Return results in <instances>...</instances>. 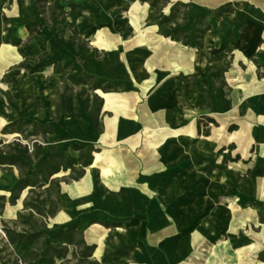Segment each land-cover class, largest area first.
<instances>
[{"label":"crops","instance_id":"obj_1","mask_svg":"<svg viewBox=\"0 0 264 264\" xmlns=\"http://www.w3.org/2000/svg\"><path fill=\"white\" fill-rule=\"evenodd\" d=\"M47 1L61 18L49 21L36 0H0V134L15 119L48 123L41 159L65 149L78 159L74 143L97 151L82 178L62 182L46 241L64 243L50 235L76 224L95 246L89 259L76 248L87 262L199 264L226 224L228 248L211 257L264 264V0H180L190 4L183 27L211 12L201 47L164 36L148 0ZM170 1L166 14L179 0ZM212 42L226 49L212 54ZM81 71L112 86L95 91L99 126L87 84L70 83V115L57 111L67 77ZM203 116L217 122L207 135ZM18 177L17 168L2 174L0 188ZM26 195L10 205L12 219Z\"/></svg>","mask_w":264,"mask_h":264},{"label":"trees","instance_id":"obj_2","mask_svg":"<svg viewBox=\"0 0 264 264\" xmlns=\"http://www.w3.org/2000/svg\"><path fill=\"white\" fill-rule=\"evenodd\" d=\"M148 2L157 9V18L162 24L164 36L178 39L186 46L193 44L197 47L202 46L204 32L211 28V24L208 22L211 12L207 11L202 16L195 18L193 26L186 28L183 27V24L187 20L189 3L180 0L172 2L170 12L166 14L163 9L171 3L170 0H148ZM36 5L39 13L46 14L49 21L62 17L61 13L53 5L48 4L47 0H36ZM72 7L74 8L76 5L73 4ZM226 11L228 9L219 10L217 15ZM70 29L72 31L71 41H78L84 49H87L86 41L77 36L72 27ZM224 49H226L224 42L219 48H215L212 42L210 52L218 54ZM67 78L68 81H65L58 96V114L70 115L68 110V99L72 92L70 83L87 84L93 92H89L85 87L81 89V92L89 105L94 125L99 126L103 98L95 91L98 89L108 91L112 87L111 84L87 71L70 74ZM210 123L216 124L217 122L212 117H201L198 120V132L209 134ZM50 132L51 127L48 123L24 119L9 121L1 129L3 135H18L14 140V144L17 146H22L18 141L20 136L29 138L33 150L31 152L28 146H24L20 154L15 155L11 144L5 143L4 139L0 138V167L16 166L19 170L18 180L10 189L9 194H0V264H43L55 261H59L58 264H68L70 247L75 249L74 256H77L76 248L81 247L78 254L81 259H89L95 248L94 245H89L86 242L83 233L78 230L76 224L64 227L50 235L52 239H64V243H48L46 241L45 227L60 210L59 195L62 182L82 178L85 174V167L92 164L94 152L97 151L94 145L74 143L72 147L79 152L78 159L69 155L67 149L41 159L42 141ZM4 147H10V150L7 151ZM78 162H80L79 166H77ZM69 170L68 176L57 175ZM25 190H27V195L23 200V208L17 212L15 219H6L4 214L7 207L15 205ZM15 244L27 249L24 258L15 252L13 248ZM132 246L131 244L122 250H127ZM260 257L264 258V253H261ZM88 262L98 264L93 260H88Z\"/></svg>","mask_w":264,"mask_h":264},{"label":"rangeland","instance_id":"obj_3","mask_svg":"<svg viewBox=\"0 0 264 264\" xmlns=\"http://www.w3.org/2000/svg\"><path fill=\"white\" fill-rule=\"evenodd\" d=\"M16 136L18 135H15V134H9V135H3V134H0V138H3L5 143H8V144H11V146L13 147V154L15 155H19L20 152H21V149L24 147V146H28L30 148V151L32 152L33 150V147H32V143L30 141V139L28 138H25L24 136H20L18 141L19 143L22 145V146H17L14 144V140L16 138ZM5 150L9 151L10 150V147H4ZM17 167L16 166H13V168H10V167H0V176H2V174H9L11 172V169H16ZM16 177V176H15ZM16 182V181H15ZM15 182H7L6 183V188H0V194H8V193H4V191L6 192H10V189L12 188V186L15 184ZM14 209H15V206H8V208L6 209L5 211V214H4V217L6 219H12L13 218V214L14 213ZM216 236H218L217 238L218 239H212L211 240H206L203 244V248H204V251H203V257H200L198 259V263L199 264H228V258H227V254L225 256H222V257H211V252L213 249H217V248H224L225 250H227L228 248V238H227V225L226 224H223V225H220L219 226V230L218 232L216 233ZM49 243H52V242H59V241H56V240H51V239H47ZM237 247L239 248H243V243H241V245L238 246L237 244ZM15 252L21 256L22 258H24V256L26 255L25 251L23 250V248L21 246H13ZM77 251L79 252L80 251V247H78ZM71 260L68 264H89L87 261L85 260H81L78 256H74L73 255V249L71 248L70 249V252H69V256H68ZM252 259H255L254 257H251ZM245 258L244 257H241V258H238L237 257V262L236 264H240V263H243V260ZM57 262H46L45 264H56Z\"/></svg>","mask_w":264,"mask_h":264}]
</instances>
